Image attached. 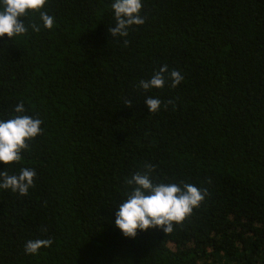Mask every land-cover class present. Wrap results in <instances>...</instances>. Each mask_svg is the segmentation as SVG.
Listing matches in <instances>:
<instances>
[{"label": "trees", "instance_id": "trees-1", "mask_svg": "<svg viewBox=\"0 0 264 264\" xmlns=\"http://www.w3.org/2000/svg\"><path fill=\"white\" fill-rule=\"evenodd\" d=\"M111 4L47 0L53 28L0 36V118L23 102L42 120L0 163L36 173L26 195L0 189V264H264V0H142L126 37ZM162 65L180 83L140 89ZM145 164L207 195L170 233L126 237L115 207ZM35 239L52 243L26 253Z\"/></svg>", "mask_w": 264, "mask_h": 264}, {"label": "clouds", "instance_id": "clouds-1", "mask_svg": "<svg viewBox=\"0 0 264 264\" xmlns=\"http://www.w3.org/2000/svg\"><path fill=\"white\" fill-rule=\"evenodd\" d=\"M47 0H0V36L13 38L25 34L29 28L39 32L41 28L51 29L55 19L44 11ZM114 26L108 29L112 36L126 37L132 25L144 23L140 15L142 0H112ZM29 12L39 13V22L26 24L23 17ZM183 76L176 70H168L162 65L149 79H141L139 88L148 91L162 88L166 82L176 87ZM131 103V101H127ZM144 104L149 112H156L161 100L151 96L145 97ZM10 118H0V163L20 162L21 152L28 147L27 141L35 138L42 131V120L26 114L23 102H17ZM152 165L145 164L146 170L132 174L126 180L129 186L125 198L115 207L114 225L126 237H135L137 231L159 227L165 233L173 230V223H181L207 195L206 189L191 183L154 182L151 175ZM35 169L21 167L18 172L9 174L0 171V189H10L20 195H26L33 185ZM52 243L50 239L29 240L25 252L36 254L42 246Z\"/></svg>", "mask_w": 264, "mask_h": 264}, {"label": "rangeland", "instance_id": "rangeland-1", "mask_svg": "<svg viewBox=\"0 0 264 264\" xmlns=\"http://www.w3.org/2000/svg\"><path fill=\"white\" fill-rule=\"evenodd\" d=\"M170 247L173 248V249H175V247H174V245L172 243L170 244Z\"/></svg>", "mask_w": 264, "mask_h": 264}]
</instances>
